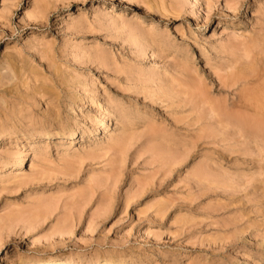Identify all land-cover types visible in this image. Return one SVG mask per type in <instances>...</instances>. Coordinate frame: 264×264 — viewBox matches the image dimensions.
Instances as JSON below:
<instances>
[{
  "label": "rangeland",
  "instance_id": "rangeland-1",
  "mask_svg": "<svg viewBox=\"0 0 264 264\" xmlns=\"http://www.w3.org/2000/svg\"><path fill=\"white\" fill-rule=\"evenodd\" d=\"M2 135L0 264H264V0H0Z\"/></svg>",
  "mask_w": 264,
  "mask_h": 264
},
{
  "label": "bare ground",
  "instance_id": "bare-ground-1",
  "mask_svg": "<svg viewBox=\"0 0 264 264\" xmlns=\"http://www.w3.org/2000/svg\"><path fill=\"white\" fill-rule=\"evenodd\" d=\"M252 97V96H251ZM250 106V105H249ZM102 116H104L100 122H102V126L101 128H98L97 130H95L97 133H99L100 135L102 133H105L106 130H108L109 128V123H110V120L112 118V115L108 112H105ZM86 131L85 128H79L77 129L75 132H72L71 134H68L67 135V138L68 140L70 139H75L76 137H80L82 136ZM97 135V134H96ZM56 134H47V135H44V138L45 139H51L53 137H55ZM7 136L6 135H2L0 136V142H3L5 140H7ZM35 140H38V139H35ZM22 155V158L18 161L19 162V165L16 167V169H22V167H24V164H25V156L27 154H24V153H21ZM42 262H54L55 264H73L71 262H63L61 259H55V260H52V261H49V260H33L30 262V264H39V263H42ZM49 264H52V263H49ZM99 264H110L108 262H102V263H99Z\"/></svg>",
  "mask_w": 264,
  "mask_h": 264
}]
</instances>
